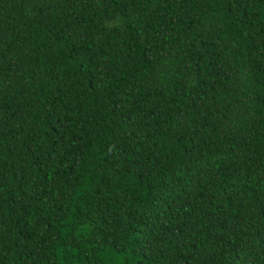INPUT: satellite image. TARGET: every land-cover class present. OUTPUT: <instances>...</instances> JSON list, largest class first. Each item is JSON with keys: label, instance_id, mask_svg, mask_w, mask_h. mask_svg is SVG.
Here are the masks:
<instances>
[{"label": "trees", "instance_id": "16d2710c", "mask_svg": "<svg viewBox=\"0 0 264 264\" xmlns=\"http://www.w3.org/2000/svg\"><path fill=\"white\" fill-rule=\"evenodd\" d=\"M0 264H264V0H0Z\"/></svg>", "mask_w": 264, "mask_h": 264}]
</instances>
